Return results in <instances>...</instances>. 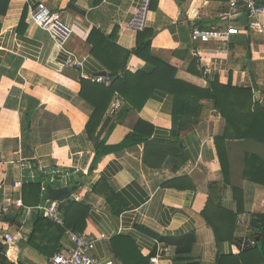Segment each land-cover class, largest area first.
I'll return each instance as SVG.
<instances>
[{"label":"crops","instance_id":"crops-1","mask_svg":"<svg viewBox=\"0 0 264 264\" xmlns=\"http://www.w3.org/2000/svg\"><path fill=\"white\" fill-rule=\"evenodd\" d=\"M71 1L0 0V244L4 246L5 234L14 238L13 245L4 246V256L10 264H49L50 251L45 250L51 243L45 242L43 251L28 244L42 197L39 192L37 205L25 204L23 186L29 182H22L20 169L25 162L33 169L79 171L64 189L69 201L71 195L77 196L73 202L86 208L84 227L77 233L94 241L92 254L100 261L122 264L115 256L123 246L117 241L121 237L131 240L148 264H215L219 255L238 254L239 243L249 234V217L264 213V187L242 177L244 156L264 159V146L225 143L229 185L221 194V207L236 211L233 189H237L243 208L235 219L233 240L218 245L202 212L209 185L224 186L214 139L223 136L225 122L197 91L210 89L216 80L249 88L264 101V15L248 21L239 11L229 21V0H157L146 28L153 33L151 55L175 69V81L196 90H155L140 110L126 115L120 113L123 102L119 110H112L115 94L98 128L99 142L118 145L142 121L151 125L152 139L170 144L150 147L148 163L143 161L145 146L139 144L103 156L90 170L94 147L85 126L94 109L79 96L80 79L99 73L108 78L109 72L91 55L87 39L93 31L112 36L114 45L129 54L126 68L132 74H150L153 66L131 54L139 36L126 28L141 0ZM40 2L71 27L72 37L63 47L31 21L30 13ZM229 25L234 32L225 44L191 40L192 27ZM30 108L26 132L22 123ZM177 179L184 182L163 187ZM78 181L81 185L71 193ZM17 199L22 208L15 207ZM188 235H193L189 242H178ZM156 236L172 241L161 242ZM59 245H70L65 235Z\"/></svg>","mask_w":264,"mask_h":264},{"label":"trees","instance_id":"trees-1","mask_svg":"<svg viewBox=\"0 0 264 264\" xmlns=\"http://www.w3.org/2000/svg\"><path fill=\"white\" fill-rule=\"evenodd\" d=\"M74 1L72 0L71 3ZM156 5L157 0H151L150 11L155 10ZM138 36L137 48L131 54L144 59L153 66V71L150 74L141 72L130 73L126 68L129 54H124L114 45L112 36L105 37L99 31H93V34L87 39V43L91 46V55L109 72L108 78L110 80L108 85H104L80 79L81 89L79 96L94 109L85 126L87 137L94 147V158L90 165V170L94 169L103 156L139 144H144L145 146L143 161L148 163L150 162L148 155L150 147L170 144L166 141L152 139L151 125L142 121H138L134 125L133 131L118 145L107 146L104 142H99L97 131L115 94L124 103L120 113L126 115L129 112L140 110L155 90H163L170 93H179L181 89L186 88L196 90L191 86L175 81V69L166 66L160 59L151 55L153 33L145 30L139 33ZM197 92L212 102L215 112L225 122L223 136L214 139L224 186L221 187L216 183L209 185V197L202 212L203 218L210 228L216 243L220 245L223 242L233 240L236 229L235 219L243 208L241 192L237 189H233V197L237 204L236 211L230 212L221 207V194L226 189V186L229 185V164L225 143L227 141H246L264 146V101L257 98L256 102H253V92L249 88L233 87L230 83L221 85L216 80L211 83L210 89L206 91L198 90ZM32 110V108L29 109L27 117L22 123L26 132L29 129V119ZM242 177L248 182L264 187V159L254 154H246L244 156ZM174 181L180 185L179 182L183 180L177 179L167 182L163 184V187L173 188ZM80 185L81 182L79 181L75 183L70 188L71 193L75 192ZM189 188L193 189V186H189ZM39 192L37 183L25 184L23 186V195L27 198L24 199L25 204L27 206L37 205L39 203ZM60 211L65 223L64 228L54 226L51 222L39 217L34 223V229L28 240V244L38 251L47 249V246H44L45 242L47 244L51 243L50 249L45 250L50 251L47 253L49 258L53 257L61 249L59 241L65 235V230L78 232L84 227L85 207L67 199L60 206ZM3 220L9 221L5 217ZM248 229L249 234L246 240L253 241L257 246L255 247L254 245L240 250L236 255H219L216 257L215 264H264V213L252 214L248 219ZM192 237L193 235L182 236L178 242L181 244L184 241L189 242ZM156 238L161 242L171 240L158 236ZM117 241L122 243L123 246L121 251L115 253V256L120 258L122 264H148L147 258L141 255L131 240L121 237ZM181 244H178V247ZM4 253L5 247L0 244V264H10ZM177 253H179L178 249Z\"/></svg>","mask_w":264,"mask_h":264},{"label":"built area","instance_id":"built-area-1","mask_svg":"<svg viewBox=\"0 0 264 264\" xmlns=\"http://www.w3.org/2000/svg\"><path fill=\"white\" fill-rule=\"evenodd\" d=\"M151 0H141L135 13L127 23V30L139 34L146 30L148 15L150 12ZM242 11L248 21L257 20L259 15H264V0H229L227 5V17L231 21ZM30 19L39 29L45 31L58 47H63L72 37L73 31L66 25L61 18L52 13L44 3H38L30 13ZM233 27L230 25L226 29L209 28L208 30H199L195 27L190 29V37L193 43L208 44L213 42L227 43L233 34ZM92 83H109V78L100 76L87 77ZM264 97V96H263ZM257 98L253 94V102ZM122 101L117 96L112 103V110L117 111L121 108ZM22 182L37 183L40 188L41 204L37 207V212L43 219L51 222L53 225L64 228L65 223L60 211L62 203L54 201L50 197L51 191H58L71 185L78 176L77 169H64L53 167L49 169H33L28 162L21 163ZM70 200L78 201L77 196H70ZM15 207L22 208L21 199L14 201ZM6 212V209H3ZM241 221L237 222L240 227ZM65 237L70 244L63 247L57 254L49 258V264H108L95 258L92 254L94 241L87 234L77 233L65 230ZM14 244V238L5 234L3 236V245L9 248ZM251 240L243 239L240 244V250L254 246Z\"/></svg>","mask_w":264,"mask_h":264},{"label":"water","instance_id":"water-1","mask_svg":"<svg viewBox=\"0 0 264 264\" xmlns=\"http://www.w3.org/2000/svg\"><path fill=\"white\" fill-rule=\"evenodd\" d=\"M98 76L100 77H105L106 74L105 73H99ZM68 194L69 191L64 189V190H60V191H51L50 193V197L52 200L57 201L59 203H62L65 199H68ZM257 241V239H256ZM257 245L255 244V247Z\"/></svg>","mask_w":264,"mask_h":264}]
</instances>
